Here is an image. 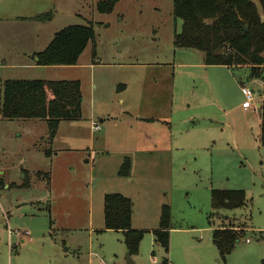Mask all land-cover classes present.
<instances>
[{
	"label": "rangeland",
	"instance_id": "374dc122",
	"mask_svg": "<svg viewBox=\"0 0 264 264\" xmlns=\"http://www.w3.org/2000/svg\"><path fill=\"white\" fill-rule=\"evenodd\" d=\"M99 2L0 0V92L9 79L79 81L83 97L82 118L52 140L43 120L0 118V264H127L124 234L105 229L111 194L131 200L132 229L144 232L135 264H264L260 111L244 110L236 80L258 88L264 66H217V80L196 82L210 69L181 67L196 60L175 43L173 0H120L109 14ZM72 26L95 31L77 65L28 67ZM148 131L165 142L153 148ZM126 159L131 173L119 176ZM214 191H243L245 205L217 210ZM164 206L168 253L155 234ZM223 226L245 229L225 259L213 242Z\"/></svg>",
	"mask_w": 264,
	"mask_h": 264
},
{
	"label": "trees",
	"instance_id": "16d2710c",
	"mask_svg": "<svg viewBox=\"0 0 264 264\" xmlns=\"http://www.w3.org/2000/svg\"><path fill=\"white\" fill-rule=\"evenodd\" d=\"M173 1V15L183 21L182 31L175 35L178 47L202 52L207 65L233 67L247 64L251 65L252 73L264 66V0ZM119 2L100 0L98 11L112 13ZM36 19L46 18L37 16ZM94 39L93 26L68 27L56 34L45 51L36 55L37 65H77ZM82 102L79 81L7 80L3 92H0V116L7 121H46L52 140L61 122L82 118ZM259 114L260 141L264 146V100ZM130 173L131 162L126 159L119 175L128 176ZM245 198L243 191H214L213 206L217 210L238 209L245 205ZM105 203V229L122 232L128 254L137 255L144 232L132 229L131 200L121 194H111L106 196ZM243 229L242 226H223L214 230L213 242L222 258L225 259L234 249ZM171 230L170 208L164 206L160 227L155 234L166 253ZM161 264H169V260L165 258Z\"/></svg>",
	"mask_w": 264,
	"mask_h": 264
},
{
	"label": "crops",
	"instance_id": "0c3cea01",
	"mask_svg": "<svg viewBox=\"0 0 264 264\" xmlns=\"http://www.w3.org/2000/svg\"><path fill=\"white\" fill-rule=\"evenodd\" d=\"M183 50H186L187 52H185V53H191L193 56H191V58H195V60L196 61H189L190 63H188V64H182L181 65V67L182 68H186V69H205V67H206V69H210V71L208 72V75H206L205 77H196V78H194V80H196V82L197 81H199V80H217V79H215V77H214V71L217 69V68H215V67H217V66H220V67H222V68H225V69H227L228 71L231 69V68H236L235 66H233V67H228V66H223V65H207L206 63H205V57H204V55L203 56H201L199 53H202V52H200V51H198V50H195V49H186V48H182ZM40 53V52H39ZM194 53V54H193ZM198 53V54H197ZM38 53H35L34 54V56H33V63L29 66L28 65V67H30V68H35V69H37V68H39L40 67V69H59V68H61L62 66H40V65H37V58H36V55H37ZM195 55H197V56H195ZM189 60H191V59H189ZM9 80H11V79H9ZM13 80H25V79H13ZM30 80H42V79H30ZM237 81H238V89H239V91L241 92V86L243 85V84H247V82L246 81H243V79H241V75L238 77V79H236ZM45 81V80H44ZM264 82V81H263ZM200 83V82H199ZM201 83H202V81H201ZM252 86V85H251ZM253 87V86H252ZM207 88H208V90H209V93H211V91H213L212 89H211V87H209L208 86V83H207ZM259 89V88H258ZM242 93V92H241ZM221 95V96H220ZM219 96H218V100H223V99H225V102H227V99H226V95L224 94V92H222L221 94H220ZM243 95V94H242ZM244 97V96H243ZM203 100H206V102H211L213 99L211 98L210 99V101H209V99H207V98H203ZM244 100H245V98H244ZM224 101V100H223ZM210 104H212V105H214L215 104V102L214 103H210ZM223 107H218V109H222ZM245 110V109H244ZM157 114H158V111L156 112ZM0 118H1V116H0ZM1 120L2 121H6V120H3L2 118H1ZM154 120V119H153ZM261 120V119H260ZM21 122H26V123H31V122H38V120H29V121H21ZM44 123L46 126H47V122H44V121H41V123ZM39 124L40 123H38V124H35L36 125V127L37 126H39ZM94 124V123H93ZM99 124V123H98ZM100 125V124H99ZM101 126V125H100ZM149 127L151 126V125H148ZM92 127H93V125H92ZM91 127V130L93 131V128ZM101 129H102V126H101ZM127 129H128V131H129V126L127 127ZM153 129V128H152ZM48 131H49V128H48ZM101 131V130H100ZM99 131V132H100ZM46 132V131H45ZM50 132V131H49ZM93 132H95L96 133V131H93ZM151 134H154V133H152V132H150ZM149 133V131L147 132V133H145V135H144V137H145V139L152 145V147L153 148H159V143L158 142H162V143H164L165 142V137L163 136V135H161V136H156V135H151ZM41 133H39V135H38V137L36 138L37 140L40 138V140H38V142L39 141H43L44 140V134L43 135H41ZM36 140V141H37ZM128 158H129V156H128ZM129 160V159H128ZM122 160H120L119 161V164H122ZM125 162V161H124ZM123 162V163H124ZM133 165V164H132ZM0 175H4V173H0ZM118 175H119V172H118ZM120 176V175H119ZM2 182V181H1ZM0 182V184H2L3 186L5 185V184H3V183H1ZM24 186H25V184H24ZM7 187H9V186H7ZM243 230H245V229H243ZM133 257V256H132Z\"/></svg>",
	"mask_w": 264,
	"mask_h": 264
},
{
	"label": "built area",
	"instance_id": "2783aa9c",
	"mask_svg": "<svg viewBox=\"0 0 264 264\" xmlns=\"http://www.w3.org/2000/svg\"><path fill=\"white\" fill-rule=\"evenodd\" d=\"M258 88L252 87L248 84H243L241 86L240 89L245 98L242 107L246 111H260L262 101L264 100V82H262ZM92 128L93 131L96 132H99L101 130V126L98 123H94Z\"/></svg>",
	"mask_w": 264,
	"mask_h": 264
},
{
	"label": "water",
	"instance_id": "95a60500",
	"mask_svg": "<svg viewBox=\"0 0 264 264\" xmlns=\"http://www.w3.org/2000/svg\"><path fill=\"white\" fill-rule=\"evenodd\" d=\"M246 30L248 31V26H246ZM127 264H135V261L130 254L127 256Z\"/></svg>",
	"mask_w": 264,
	"mask_h": 264
}]
</instances>
